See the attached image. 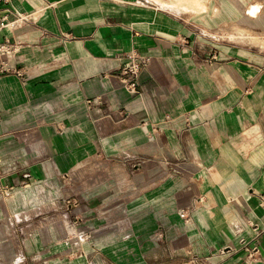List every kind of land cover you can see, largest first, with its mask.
Wrapping results in <instances>:
<instances>
[{"label":"crops","instance_id":"obj_1","mask_svg":"<svg viewBox=\"0 0 264 264\" xmlns=\"http://www.w3.org/2000/svg\"><path fill=\"white\" fill-rule=\"evenodd\" d=\"M172 7L0 0L1 185L94 151L153 223L146 264H264V47ZM131 52L147 60L135 92Z\"/></svg>","mask_w":264,"mask_h":264},{"label":"rangeland","instance_id":"obj_2","mask_svg":"<svg viewBox=\"0 0 264 264\" xmlns=\"http://www.w3.org/2000/svg\"><path fill=\"white\" fill-rule=\"evenodd\" d=\"M148 1L177 7L183 16H218L209 29L215 36L264 47V0ZM233 5L235 18L228 13ZM91 154L71 158L70 169L44 180L9 187L0 181V264H146L152 259L147 250L156 230L144 209L133 206L126 173L117 190L116 169L105 171ZM83 171L91 172L86 181ZM18 193L21 206L14 209L9 200ZM166 242L162 235L159 243Z\"/></svg>","mask_w":264,"mask_h":264},{"label":"built area","instance_id":"obj_3","mask_svg":"<svg viewBox=\"0 0 264 264\" xmlns=\"http://www.w3.org/2000/svg\"><path fill=\"white\" fill-rule=\"evenodd\" d=\"M5 3H8V0H2ZM7 14L2 16V19L0 21V28L6 26L7 22ZM128 61L125 62L120 69L121 71V77L124 86L129 90L130 92H135L137 81H138V74L141 70V66L146 63V58L139 56L135 52H131L127 54Z\"/></svg>","mask_w":264,"mask_h":264},{"label":"bare ground","instance_id":"obj_4","mask_svg":"<svg viewBox=\"0 0 264 264\" xmlns=\"http://www.w3.org/2000/svg\"><path fill=\"white\" fill-rule=\"evenodd\" d=\"M9 201L14 204L15 202H17V199L15 196H13Z\"/></svg>","mask_w":264,"mask_h":264}]
</instances>
